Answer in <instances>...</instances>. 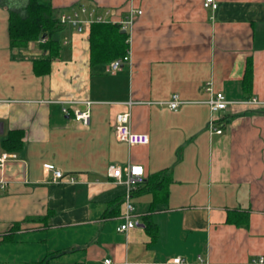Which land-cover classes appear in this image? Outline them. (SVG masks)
Wrapping results in <instances>:
<instances>
[{
    "label": "crops",
    "instance_id": "0c3cea01",
    "mask_svg": "<svg viewBox=\"0 0 264 264\" xmlns=\"http://www.w3.org/2000/svg\"><path fill=\"white\" fill-rule=\"evenodd\" d=\"M28 2L0 0V156L9 155L0 164V264L264 256V104L243 103L264 102V0H216V9L203 0H49L56 17L86 7L103 24L142 10L130 43L122 33L131 59L116 72L113 60L93 59V23L82 32L62 24L47 66L45 40L12 47L10 13ZM209 88L230 101L226 109L211 112ZM174 93L177 111L167 105ZM67 101L89 109V126L62 112ZM128 111L147 145L117 138L116 116ZM11 131L22 133L16 151L2 146ZM129 163L146 178L132 192L135 227L122 233L126 188L107 169ZM46 164L65 179L53 182Z\"/></svg>",
    "mask_w": 264,
    "mask_h": 264
},
{
    "label": "built area",
    "instance_id": "2783aa9c",
    "mask_svg": "<svg viewBox=\"0 0 264 264\" xmlns=\"http://www.w3.org/2000/svg\"><path fill=\"white\" fill-rule=\"evenodd\" d=\"M203 7L205 9L217 8L216 0H203ZM142 14V10L139 9H130V13L126 19L121 21V28L128 34L127 42H131V31L134 25V21L137 16ZM61 24L74 26L78 32H82L84 27L88 24L95 22L101 23L103 21L102 17L95 15L94 11L87 9L86 7H81L78 10L72 12H63L58 16ZM44 41V40H43ZM130 49L127 54L122 58L113 60L109 64L108 70L110 72L118 71L123 63L130 62ZM210 85V84H208ZM211 91L212 89L209 88ZM73 102H63L62 103V112L68 116H72L76 121L80 122L84 126H89L91 123V112L89 109H82L78 106L71 107L70 105ZM181 101L179 100L178 94H172L170 100L167 102V105L170 109L177 111L180 106ZM245 104L251 105H263L264 102L258 100L255 97L243 101ZM129 108H131L135 103L130 101L127 103ZM208 104L212 113L224 110L230 104V101L227 100L225 95L221 92L211 91L210 99ZM215 119L212 118L209 122L210 129L214 130L216 133H221L222 130L214 126ZM116 136L120 141L127 143L129 146H145L149 143V135L146 133L134 132L131 128V111L126 113H120L116 116V125H115ZM8 154H2L0 156V164H3L7 158ZM45 170L52 173V181L60 182L65 178L64 173L57 169L53 164L44 165ZM107 176L113 180L115 184L123 185L126 188L124 199H123V213L120 216L122 219L121 224L117 227L118 232L126 233L132 228L135 227L134 216L135 214V205L131 200L132 192L137 189L138 186L145 182V171L144 167L140 164L129 163L124 167L120 165H110L107 169ZM70 181H73L70 179ZM199 262L202 263V258H199ZM104 264H113L111 258H105L103 261ZM153 264H184V261L177 257L165 263H153ZM204 264H209L205 262ZM249 264H264V256H258L253 258Z\"/></svg>",
    "mask_w": 264,
    "mask_h": 264
},
{
    "label": "trees",
    "instance_id": "16d2710c",
    "mask_svg": "<svg viewBox=\"0 0 264 264\" xmlns=\"http://www.w3.org/2000/svg\"><path fill=\"white\" fill-rule=\"evenodd\" d=\"M59 18L54 16L49 0H29L24 12L11 11L9 36L11 46H23L30 41L45 40L44 48L48 57L41 61L47 66L51 59L59 56L61 45L54 34L61 28ZM126 34L121 33L119 24H103L95 22L91 26L90 42L93 59L110 62L126 55ZM250 82L249 69L245 76V83ZM22 133L11 131L2 142L7 151H16L21 147ZM149 231L154 229L152 223L147 224Z\"/></svg>",
    "mask_w": 264,
    "mask_h": 264
},
{
    "label": "water",
    "instance_id": "95a60500",
    "mask_svg": "<svg viewBox=\"0 0 264 264\" xmlns=\"http://www.w3.org/2000/svg\"><path fill=\"white\" fill-rule=\"evenodd\" d=\"M124 32H125L124 30L121 31V33H124Z\"/></svg>",
    "mask_w": 264,
    "mask_h": 264
}]
</instances>
